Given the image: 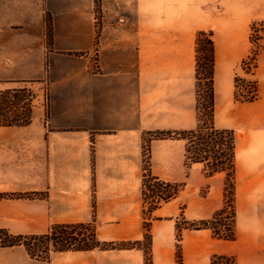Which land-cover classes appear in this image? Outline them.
Listing matches in <instances>:
<instances>
[{"label":"crops","instance_id":"0c3cea01","mask_svg":"<svg viewBox=\"0 0 264 264\" xmlns=\"http://www.w3.org/2000/svg\"><path fill=\"white\" fill-rule=\"evenodd\" d=\"M208 5L217 10L206 13ZM97 13L95 0H0V96L9 98L0 116L34 83L38 97L47 96V104L21 100L31 102L29 124L0 126V193L43 194L0 198V229L44 234L53 224L93 223L101 241H143L148 221L151 264H178V226L222 208L226 175L207 176L202 163H188L184 139L149 133L196 126V33L213 29L215 124L237 134L236 237L181 226L182 260L209 264L214 255H234L237 264H264V190H254L264 185V163L250 159L264 137V53L254 75L259 99L234 96L264 2L102 0L100 23ZM146 162L153 176L180 188L148 218ZM0 264H146V252L61 251L44 261L23 246H0Z\"/></svg>","mask_w":264,"mask_h":264},{"label":"trees","instance_id":"16d2710c","mask_svg":"<svg viewBox=\"0 0 264 264\" xmlns=\"http://www.w3.org/2000/svg\"><path fill=\"white\" fill-rule=\"evenodd\" d=\"M47 38L48 44H52V23L51 17H47ZM212 30H199L196 33V97L197 109L200 105L203 108V120L200 119L196 128L176 131H155L149 133L151 138H179L186 141V161L188 163H202L207 176H212L218 172L226 174L225 180V204L218 209L211 219L193 223L195 229H211L213 235L220 239H235V157H236V133L234 129L218 128L214 121L215 111V41ZM264 40V19L254 21L251 25L250 41L252 43L251 52L242 61V68L251 74H255L258 68V56L264 49L261 42ZM246 79L236 75L235 77V100L237 102H254L260 97V86L255 78L248 81L250 88L246 91L241 89V83ZM31 102L28 105V113L23 117L0 116V126L27 125L31 122ZM143 178V199L144 215H147L161 206L163 202H168L179 193V186L160 180L153 176L148 170V163L144 165ZM151 182H156L159 186L157 191L151 189ZM166 188L172 191H166ZM152 192L156 196L153 201L148 194ZM43 196L42 193H0V198H27ZM149 199V200H148ZM229 214L223 222L222 217ZM146 229L150 225L146 223ZM224 228V229H222ZM148 234V233H147ZM3 241L2 247L23 246L28 255L36 260H50L53 252L61 251H81L114 248H132L141 246V241H101L97 237L96 228L93 223H60L53 224L49 231L44 234H12L5 229H0ZM180 239V238H179ZM146 264L151 262V249L146 248ZM176 257L178 264L182 261L181 247L177 245ZM209 264H236L234 256L214 255Z\"/></svg>","mask_w":264,"mask_h":264},{"label":"rangeland","instance_id":"374dc122","mask_svg":"<svg viewBox=\"0 0 264 264\" xmlns=\"http://www.w3.org/2000/svg\"><path fill=\"white\" fill-rule=\"evenodd\" d=\"M259 1H263L264 2V0H259ZM228 2H229V0H228ZM95 5H96V11L98 12L97 13V16H98V22L100 23L101 22V5H102V0H95ZM215 5V4H214ZM210 9H214V10H217V7H215V6H213V5H208V6H205L204 7V10L206 11V13H208V11L210 10ZM48 17V16H47ZM264 18H262V19H256V20H253L252 21V23L254 22V21H260V20H263ZM252 23H251V25H252ZM209 30H212L213 32H214V30L213 29H208V30H206V31H209ZM47 32H48V28H47ZM251 32V31H250ZM261 44H262V46L261 47H263V48H261V49H264V40L261 42ZM261 53H264V52H261ZM260 53V54H261ZM195 58H196V56H195ZM247 58V57H246ZM242 64V63H241ZM256 74V73H255ZM255 74H251V73H247L243 68H242V66L240 67V70L237 72V74L236 75H239V76H241V77H243V78H245L246 79V82H244V83H241V89L242 90H244V91H246V90H248L249 88H250V85H249V82L248 81H252L253 79H255V77H254V75ZM236 77V76H235ZM36 82V81H35ZM33 86H34V88H33V90L31 89V90H29V92H22V93H19L18 94V96L15 98V100L13 101V103L10 105L11 106V108H9V109H7L6 111V113H5V115L4 116H2V117H8L9 119H12V118H14V117H23L25 114H27L28 113V105L26 104V103H24V104H20V102H21V100L23 99V98H25V97H27L29 100H34L35 99V101L37 102L38 100L41 102V104H47V96L46 95H44V96H40V97H38V90H37V84L36 83H34L33 84ZM234 96H235V94H234ZM196 99H197V97H196ZM7 101H9V98H7V96L6 95H2V96H0V107H2L3 105H4V107H5V105H7ZM31 107H32V105H31ZM196 112H197V115H196V117H197V123H196V126L194 127V128H196L197 127V125H198V123H199V121H200V119H204L205 117H203V115H202V113H203V108H202V105H200V109H197V100H196ZM1 112V111H0ZM214 121L216 122V117H215V111H214ZM216 125V124H215ZM218 125V124H217ZM217 127V126H216ZM219 128V127H218ZM235 131V130H234ZM235 133H236V131H235ZM149 137H150V135H149ZM151 138V137H150ZM236 141H237V134H236ZM259 142H261L262 144V146L260 147L261 149L259 150V151H256V152H254L253 153V155L250 157V159L252 160V161H254V162H257V163H264V137H261L260 139H259ZM146 163H148V162H146ZM235 164H236V157H235ZM258 169V168H257ZM255 170H256V168H255ZM264 171V169H261L260 171L261 172H263ZM260 171H259V169H258V172H257V174L259 175L260 174ZM205 172V171H204ZM226 175V174H225ZM226 180V179H225ZM235 184H236V174H235ZM150 185H152L153 187L151 188V189H153L154 191H157L158 189H159V186L157 185V183L156 182H151V184ZM256 187L257 188H255L254 190H257L258 189V191H263L264 189H262L263 187H264V185L263 184H260V185H256ZM260 189V190H259ZM179 190H180V188H179ZM166 191H172V189H170V188H166ZM208 191H209V189H208V187H204V188H202L200 191H199V194L200 195H202V196H206L207 194H208ZM224 191H225V187H224ZM224 191H223V206H224V204H225V201H226V199H225V195H224ZM149 196H152V198H149L151 201H153V198L154 199H156L155 198V196H156V194L155 193H152V192H150L149 194H148ZM148 199V200H149ZM164 203V202H163ZM222 206V207H223ZM145 207H148V206H144V208ZM234 208H235V212H236V188H235V202H234ZM214 215V214H213ZM236 215V214H235ZM144 217L145 218H148L149 217V214H147V215H144ZM227 217H229V214H225L223 217H222V221L224 222L226 219H227ZM212 218V217H211ZM210 218V219H211ZM200 221H185V222H182V224L183 225H179L178 226V231H177V243H176V251H177V245L179 244L180 245V247H181V244H180V240H181V226H183V227H186V228H189V229H195L194 227H193V223H199ZM146 223H149L148 221H146L145 222V225H146ZM144 225V226H145ZM149 225H150V223H149ZM235 226H236V216H235ZM145 228H146V226H145ZM203 229H205V228H203ZM222 229H224V228H222ZM149 230H150V228H149ZM149 230H147L146 229V236H145V239L143 240V241H141V248H143L144 250H145V247L146 248H149V249H151V253H152V247H151V236H150V233H149ZM211 230V229H210ZM212 232V231H211ZM148 233V234H147ZM213 234V233H212ZM214 236V235H213ZM215 237V236H214ZM235 237H236V233H235ZM0 238H1V241H0V243L3 241V237L0 235ZM180 238V239H179ZM217 238V237H216ZM220 239V238H219ZM225 240V239H224ZM229 241H232V240H229ZM131 242H134V241H131ZM136 247H139V246H136ZM132 248H134V247H132ZM181 251H182V248H181ZM146 252V251H145ZM228 256H234V255H228ZM235 257V256H234ZM151 260H152V255H151ZM235 260H236V257H235ZM176 261H177V257H176ZM183 261V260H182ZM147 263V262H146ZM178 263V262H177ZM150 264H151V262H150ZM236 264H237V260H236Z\"/></svg>","mask_w":264,"mask_h":264},{"label":"built area","instance_id":"2783aa9c","mask_svg":"<svg viewBox=\"0 0 264 264\" xmlns=\"http://www.w3.org/2000/svg\"><path fill=\"white\" fill-rule=\"evenodd\" d=\"M0 241H1V238H0Z\"/></svg>","mask_w":264,"mask_h":264}]
</instances>
